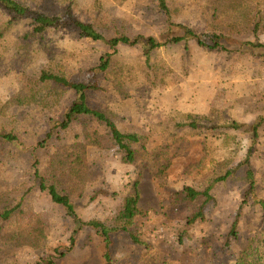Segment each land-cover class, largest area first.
<instances>
[{
  "label": "rangeland",
  "instance_id": "374dc122",
  "mask_svg": "<svg viewBox=\"0 0 264 264\" xmlns=\"http://www.w3.org/2000/svg\"><path fill=\"white\" fill-rule=\"evenodd\" d=\"M68 1L31 0L30 7L36 10V4L62 5ZM74 1L90 18L97 19V29L104 35L124 36L134 42L137 38L164 41L170 33L167 18L155 0H130L125 5L113 0ZM171 1L176 23L201 35L212 32L214 13L206 6V0ZM13 18L0 4V44L28 31L30 18H22L12 26ZM254 40L248 35L224 42L233 51V58L223 52L207 51L194 39L168 45L157 51V86L134 85L131 97L122 101L112 85L100 76L98 82L103 90L89 92V105L95 109L110 108L122 132L147 136L151 147L167 145L177 154L171 170L158 178L149 170L139 174L128 153L119 147L88 148L93 178L79 216L87 222L113 225L125 196L138 186V225L142 241L152 251L151 257L142 247L134 246L127 235H120L114 239L112 264H146L158 259L162 264H236L247 246L262 240L264 249V51L258 55L234 51ZM258 42L264 44V36ZM72 45L83 56L82 61H71V80L89 83L90 71L99 66L109 49L98 42L80 41L63 28H52L46 39L47 49L59 54ZM118 50L125 62L145 60L140 45H120ZM74 99L75 92H69L58 116L43 112L36 115L38 89L21 83L12 73L4 74L0 68L2 123L11 121L15 114H30L34 118L30 124L17 125V142L0 147L8 166L6 180L0 181V211L11 197L10 185L23 182L33 187L27 200L28 210L33 212V233L43 244L41 250H36L24 241L17 242L12 264H37L41 256L70 246L76 225L64 207L36 187L32 167L37 161L40 175L48 185L61 188L67 181V173L50 167L48 160L56 148L85 141L84 116H75L70 127L56 132L46 148H38L37 144L45 139L49 120L60 118ZM203 118V128H180L185 120ZM258 122L261 125L255 134ZM249 170L253 172L252 180L247 178ZM223 178L214 187L212 201L204 209L202 219L188 223L189 217L201 209L204 199L175 207L172 195L187 187L205 191L212 180ZM11 180L8 186L6 182ZM95 194L97 198L91 199ZM237 218L238 238L227 245ZM99 245L96 231L87 227L76 236L71 250H60L63 256L55 260L56 264H106Z\"/></svg>",
  "mask_w": 264,
  "mask_h": 264
},
{
  "label": "trees",
  "instance_id": "16d2710c",
  "mask_svg": "<svg viewBox=\"0 0 264 264\" xmlns=\"http://www.w3.org/2000/svg\"><path fill=\"white\" fill-rule=\"evenodd\" d=\"M119 5H125L130 0H113ZM160 12L167 18V33L164 41L156 38H137L134 42L128 37L107 36L99 32L97 19L90 18L74 0H69L62 5H35L36 10L30 6L31 0H0V4L14 15L11 25L22 18H30L28 31L18 36L8 38L0 44V68L4 74L12 73L21 83L33 85L38 89L39 104L36 107V115L48 113L58 116L63 102L69 92H75L74 101L63 110L57 120L52 117L49 120V130L45 139L37 144L38 148H46L59 130H66L72 124L75 116H84V142H75L72 145L56 148L49 157L48 165L52 168L62 169L67 173V181L61 188L48 185L40 175L38 162L32 167L34 184L42 192H47L52 201L64 207L68 215L76 225V230L70 239V246L63 249L71 250L76 244V236L85 228L90 227L96 231L99 237V248L102 259L106 264H112L114 259V239L120 235H127L136 247L148 252L149 248L141 238V227L138 219L141 215L138 204L140 200L138 186L129 192L123 201L113 225L103 222H87L82 219L78 210L84 205L83 199L89 190L92 174L89 170L88 148L94 147L100 150H109L119 147L128 153L139 174L149 170L155 177L165 176L172 168L176 152L170 146L151 147L147 136L137 133L122 132L115 119V114L110 108H92L88 103L89 92L103 90L98 82L100 76L112 85L119 99L124 101L131 97V87L141 85L143 87L157 86V58L158 50L168 45L180 44L194 39L207 51L225 53L233 58V51L229 50L225 43L233 39L250 35L255 40L241 45L239 53H251L258 55L264 51V44L258 42L264 36V0H206V6L212 9L213 25L210 34H198L193 29L176 23L173 18L174 6L171 0H155ZM100 12L101 8L97 3ZM52 28L68 29L74 33L80 41L98 42L109 49V52L101 59L99 66L90 71L92 79L89 83H77L71 80V61H82V51L72 45L62 54L47 49L46 39ZM207 39L209 41H207ZM138 46L144 50L145 60H132L125 62L119 54V46ZM263 56V55H262ZM3 106L0 104V110ZM30 114H15L11 121L3 122L0 119V147L8 143L13 144L19 140L18 126H25L34 121ZM203 120H185L180 128H203ZM16 124V125H13ZM260 122L254 128L255 134ZM152 148V149H150ZM37 150L36 148H34ZM0 151V181L6 180L7 163L3 160ZM11 152L10 154H12ZM250 153L247 158L249 161ZM247 178L253 179V172L248 171ZM20 180L22 177L19 178ZM2 180V181H3ZM223 179L212 180L205 191H197L187 187L172 195L171 200L175 207L189 206L199 199H204V204L197 213L189 217L188 223H195L204 216V209L212 201V191L217 183ZM12 182H6L9 186ZM22 182V181H21ZM254 183L252 182V187ZM11 197L7 206L0 211V264H12L15 259V245L24 241L29 247L41 250L42 242L33 233L30 219L33 212L28 210L27 200L30 198L33 187L21 184H12L8 187ZM98 194L91 199H96ZM27 204V206H26ZM27 207V209H26ZM239 218H237L229 233L227 245L231 240L238 238ZM262 240L256 245L247 246L236 264H264V249L261 248ZM147 248V249H146ZM56 248L54 254L43 255L37 264H56V259L63 256ZM148 261L146 264H162L160 259Z\"/></svg>",
  "mask_w": 264,
  "mask_h": 264
}]
</instances>
